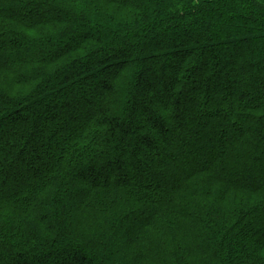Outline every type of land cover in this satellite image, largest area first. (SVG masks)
Returning a JSON list of instances; mask_svg holds the SVG:
<instances>
[{"label":"trees","instance_id":"obj_1","mask_svg":"<svg viewBox=\"0 0 264 264\" xmlns=\"http://www.w3.org/2000/svg\"><path fill=\"white\" fill-rule=\"evenodd\" d=\"M0 264H264V0H0Z\"/></svg>","mask_w":264,"mask_h":264},{"label":"rangeland","instance_id":"obj_2","mask_svg":"<svg viewBox=\"0 0 264 264\" xmlns=\"http://www.w3.org/2000/svg\"><path fill=\"white\" fill-rule=\"evenodd\" d=\"M86 113V112H85ZM87 114V113H86ZM85 231H87V229L86 230H83V232H85Z\"/></svg>","mask_w":264,"mask_h":264}]
</instances>
